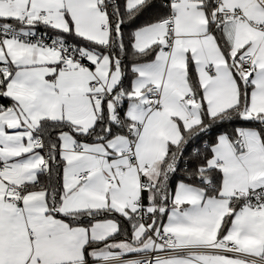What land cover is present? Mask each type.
I'll list each match as a JSON object with an SVG mask.
<instances>
[{
	"label": "snow or ice",
	"instance_id": "1",
	"mask_svg": "<svg viewBox=\"0 0 264 264\" xmlns=\"http://www.w3.org/2000/svg\"><path fill=\"white\" fill-rule=\"evenodd\" d=\"M0 264H264V0H0Z\"/></svg>",
	"mask_w": 264,
	"mask_h": 264
},
{
	"label": "trees",
	"instance_id": "2",
	"mask_svg": "<svg viewBox=\"0 0 264 264\" xmlns=\"http://www.w3.org/2000/svg\"><path fill=\"white\" fill-rule=\"evenodd\" d=\"M7 100L0 99V103H7Z\"/></svg>",
	"mask_w": 264,
	"mask_h": 264
}]
</instances>
